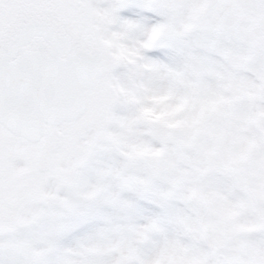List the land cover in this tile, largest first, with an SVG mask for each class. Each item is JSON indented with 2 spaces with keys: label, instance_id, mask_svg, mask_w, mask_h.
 Instances as JSON below:
<instances>
[{
  "label": "snow or ice",
  "instance_id": "6c2138e0",
  "mask_svg": "<svg viewBox=\"0 0 264 264\" xmlns=\"http://www.w3.org/2000/svg\"><path fill=\"white\" fill-rule=\"evenodd\" d=\"M0 264H264V0H0Z\"/></svg>",
  "mask_w": 264,
  "mask_h": 264
}]
</instances>
